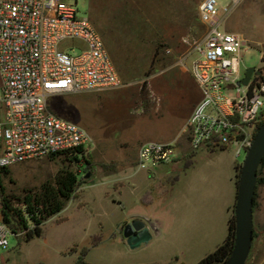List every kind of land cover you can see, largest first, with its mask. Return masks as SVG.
<instances>
[{
    "label": "rangeland",
    "instance_id": "374dc122",
    "mask_svg": "<svg viewBox=\"0 0 264 264\" xmlns=\"http://www.w3.org/2000/svg\"><path fill=\"white\" fill-rule=\"evenodd\" d=\"M200 0H164V5L172 12L192 8ZM219 6L229 5V9L221 22V26L227 30L238 32L248 42V48L243 52L240 71L249 65L264 69V0H217ZM107 20L102 22L99 29V20H95V29L101 36L107 50L111 48L113 39L126 42L133 41L140 29L129 27L131 20L127 13L114 10L115 3L123 5L126 10H132L135 21H141L140 15L135 9L150 4V0H104ZM75 6L78 11L89 17L97 15L91 10L90 0H76ZM134 8V10H133ZM167 10V12H169ZM105 23V24H103ZM134 29V32L131 31ZM117 34L114 36V33ZM205 31V24L192 19L190 27L177 34L179 40L175 44L158 45L156 50H163L171 47V53H165L168 63H172L170 70H180V67L189 70L191 63L190 55L185 58L183 65L178 58L183 56L192 47V43L202 37ZM133 32V33H131ZM183 37L184 40L181 39ZM109 52V51H108ZM154 58L148 62L144 74L133 78H125L131 84L122 87L107 88L99 91L63 92L54 93L48 96L49 108L61 116L72 119L81 124L91 135V142L82 147L77 157L58 153L43 157L30 158L11 164L8 170L1 175L2 190L8 195L14 206H21V199L25 193L34 191L38 185L46 179L52 178L56 171L63 166L72 168L78 173L79 185L87 180L85 173L99 165L101 160L91 162L89 146L94 145L96 150L102 153L125 152L133 153L141 139L149 134L148 128L144 127L143 120H138L135 126L124 122L125 113L121 106L128 100L135 111L138 105L152 103L150 93L153 90L149 82V74L155 67ZM170 68V67H169ZM120 102V105H115ZM160 111L157 113L159 114ZM131 117V116H130ZM184 131H187L185 123ZM234 146L227 148L215 147L213 152L207 149L192 151L188 157L181 154L175 164L159 163L156 166L157 174L151 179L152 187L155 189L163 183L166 187L163 196L173 203V211L170 221L180 224L181 228L176 234L180 245L179 254L172 252H161L159 242L164 237H151L147 242H142L131 247L122 241L120 229L117 231L113 222V203L111 198L95 195L90 198L86 194V203L79 206L76 198H69L65 206L57 213L44 220L42 233L34 235L29 239H23L24 232L10 233L9 245L7 248L0 247V264H198V259L208 252H202L208 242V235L202 236L196 225L200 219L198 205H192L195 200L203 199L207 204H214L215 207V230L219 234L220 242L226 237L228 231V212L225 207L231 199L230 180L232 158L238 159L236 164V180L238 178L242 159L245 150L234 155ZM133 156V155H132ZM131 156V158H132ZM167 174L163 175L162 172ZM95 173L92 178H96ZM78 185V186H79ZM78 190V187L77 189ZM139 189L129 193L130 199L139 197ZM151 189L141 191V199L144 200ZM97 191V190H96ZM153 194V193H152ZM254 222L256 237L252 243L249 257L245 264H264V240L261 241L264 231V162L258 170V181L255 189L254 200ZM145 203H149L146 201ZM132 204L142 206L148 217L154 219L160 206L155 205L154 209L148 204L140 203V200ZM116 211V216H122L127 212ZM120 210L119 207H116ZM180 208V209H178ZM231 216L234 218V208ZM1 218V203H0ZM112 232L117 236L112 237ZM100 235L97 244H93V235ZM199 246V248L197 246ZM178 246V245H177ZM197 247V248H196ZM181 251V253L179 252ZM204 253V254H202ZM202 255V256H201Z\"/></svg>",
    "mask_w": 264,
    "mask_h": 264
},
{
    "label": "built area",
    "instance_id": "2783aa9c",
    "mask_svg": "<svg viewBox=\"0 0 264 264\" xmlns=\"http://www.w3.org/2000/svg\"><path fill=\"white\" fill-rule=\"evenodd\" d=\"M237 0H234L236 2ZM76 0H0V166L30 158L75 150L91 142L81 124L53 112L49 95L99 91L128 84L122 78L94 25L78 11ZM229 5L201 0L198 16L202 37L178 58L192 55L189 70L201 97L186 120L191 147L249 146L264 119V69L239 82L248 42L221 26ZM171 53V47H165ZM152 102L159 100L152 91ZM142 104L135 109L138 112ZM137 168L170 162L173 141L147 139L140 143ZM14 233L0 218V247Z\"/></svg>",
    "mask_w": 264,
    "mask_h": 264
},
{
    "label": "crops",
    "instance_id": "0c3cea01",
    "mask_svg": "<svg viewBox=\"0 0 264 264\" xmlns=\"http://www.w3.org/2000/svg\"><path fill=\"white\" fill-rule=\"evenodd\" d=\"M103 2L104 0H90L91 10L97 15V19H95L93 15L91 17L87 15L93 25H96L95 20H99V29L102 27V22L107 20L106 8ZM199 2L192 8L188 7L182 9L180 12L176 11L171 13L167 6L163 4L164 0H150V4L135 9L140 15L141 21L139 23L135 21V19H132L134 18L132 10H126L123 5H118L116 3L114 7V10L116 9L117 11H119L118 9L120 7L121 12L127 13L132 17L130 19L134 21L130 22L129 27L140 29L137 31L138 35L134 36L135 38H133V41L126 42L114 38L110 50L108 47L109 54L118 74L124 79L141 76L147 69L148 62L154 58V61H156L155 67H153L148 76L154 92L159 96L158 101L143 104L142 109L138 112L132 110L129 100L123 103L121 108L125 113V118H122V120L128 122L129 125L131 123L133 126H135L138 120H143L144 127L148 128L149 134L145 135L141 139V142L147 139L173 141L175 143L176 155L170 162H163L166 164H175L178 157L181 155L188 158L191 152L197 149L205 148L209 153L213 152L215 147H217L212 144L203 145L197 149L191 147L189 135L187 131H184V126L196 102L202 95L200 87L190 70H186L184 67H180V70H170L173 68L171 67L172 63H168L169 61L165 56L166 52L164 49L156 50L158 45L175 44L176 41L179 40L177 34H181L182 30H187L190 27V23H192V19L200 21L198 16ZM167 10L169 12H167ZM134 29H131V31L134 32ZM116 34L117 32L114 33V36ZM181 39L184 40L183 37H181ZM129 84H131L130 81L122 87L128 86ZM115 105H120V102H117ZM159 111L160 113L157 114ZM229 145L232 144L220 145V147L227 148ZM89 151L91 162L101 160V163L96 165L87 180L83 182L82 185L78 186V195L71 198H76L78 205L82 206L86 203L83 194H86V196L88 195L90 198H94L95 195L102 197L113 196L111 198V202L113 203L111 209H113L114 212L112 220L113 222H117L115 225L117 231L121 228L120 233L122 232L121 238L124 243L127 242L123 235V226L132 219H140L148 227L151 237H164V239L159 242V250L161 252H172V254L175 253V255L179 254L178 250L182 247L180 245L181 240L175 236L182 228L180 224H175L170 221L174 211L172 210L173 203L163 196L166 187L161 183L157 189L153 190L155 187H152L151 179L148 178L147 181V175L154 177V175L157 174L155 169L158 164L148 169L137 168L138 147L134 149L132 153L133 156L123 151L104 154L102 150H96L93 144L89 146ZM233 152L236 157L238 154H236L235 146ZM188 160L191 161L189 158ZM237 162L238 159L232 158L230 171L232 175L229 177L232 183V193L230 201L225 205L228 212L227 223L236 199ZM93 173L97 175L96 178H92ZM162 173L163 175L167 174L166 171ZM140 187L139 197L135 200L130 199L128 192H132L135 189L137 190ZM144 189L153 190V194L150 193L142 200L141 191ZM139 200L140 203L148 204L153 209L156 207L155 205L160 206L158 211L159 214H157L154 219L148 217L147 211L141 205L132 204ZM146 201L149 203H145ZM127 205H133L134 207H129L127 212H124L122 216H116V211L126 210ZM192 205H198L200 214V219L194 226H196L202 236H205V233H207L209 237L207 244H202L200 247L204 248L202 252H208L210 248H214L220 243L219 234L218 232L216 233L215 230L214 204H207L205 200L198 199L195 200ZM116 207H119L120 210H117ZM92 235L94 237L92 243L97 244L100 240V235ZM111 236H117V233L112 232ZM127 245L129 244L127 243ZM197 247L199 248V246ZM179 252L181 253V251ZM40 264L43 263L40 262ZM179 264H183V261H179Z\"/></svg>",
    "mask_w": 264,
    "mask_h": 264
},
{
    "label": "trees",
    "instance_id": "16d2710c",
    "mask_svg": "<svg viewBox=\"0 0 264 264\" xmlns=\"http://www.w3.org/2000/svg\"><path fill=\"white\" fill-rule=\"evenodd\" d=\"M260 123L261 121L258 122V125ZM82 150L83 148L79 146L75 150L61 151L50 155L65 153L77 157L78 153H81ZM263 162L264 155L258 170ZM7 170V166H0L1 219L7 223L13 232H24L23 239H29L34 235H40L42 233L44 220L59 212L69 198L78 195V191L76 190L79 185L78 173L70 167L63 166L56 171L52 178L46 179L41 185L39 184L34 191L25 193L21 199V206H14L12 199L8 195H4L2 190L1 175ZM254 200L255 193L253 204L255 202ZM233 241L234 218L230 216L228 219V232L226 237L212 251L201 257L198 260V264H219L230 254Z\"/></svg>",
    "mask_w": 264,
    "mask_h": 264
},
{
    "label": "water",
    "instance_id": "95a60500",
    "mask_svg": "<svg viewBox=\"0 0 264 264\" xmlns=\"http://www.w3.org/2000/svg\"><path fill=\"white\" fill-rule=\"evenodd\" d=\"M261 68L249 65L244 68L239 82L246 83L252 72ZM264 155V119L256 129L241 162L234 203V241L230 254L219 264H244L251 250L253 239V199L257 184V170ZM90 171L85 173V177ZM123 235L131 247L150 239L151 233L140 219H132L123 226Z\"/></svg>",
    "mask_w": 264,
    "mask_h": 264
},
{
    "label": "flooded vegetation",
    "instance_id": "af4514ba",
    "mask_svg": "<svg viewBox=\"0 0 264 264\" xmlns=\"http://www.w3.org/2000/svg\"><path fill=\"white\" fill-rule=\"evenodd\" d=\"M253 239H252V243L254 242V238L256 237V227H255V222H254V204H253ZM262 237H261V241H263L264 240V231L262 232ZM251 247H252V245H251Z\"/></svg>",
    "mask_w": 264,
    "mask_h": 264
}]
</instances>
